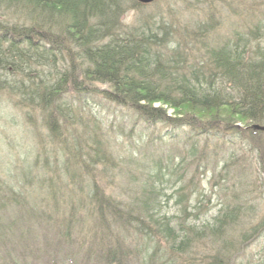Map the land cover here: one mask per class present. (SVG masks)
Here are the masks:
<instances>
[{
  "label": "trees",
  "instance_id": "obj_1",
  "mask_svg": "<svg viewBox=\"0 0 264 264\" xmlns=\"http://www.w3.org/2000/svg\"><path fill=\"white\" fill-rule=\"evenodd\" d=\"M5 1L23 22L10 25L7 20H0V97L19 109V124L29 133L21 141L24 155L33 141L43 150L45 166V173L40 174L34 166L20 163L22 176L15 175L16 180L24 183L28 177L40 176V187L54 188V181L47 178L50 156L57 164L61 162L63 169L64 154L71 152L80 164L89 165L86 176L77 174L73 181L84 198L67 207L70 210L65 226L51 217L49 209L40 211L30 205L26 195L15 190L14 183L0 180V241L4 246L0 245V264H18L16 249L12 252L14 247H8L6 240L13 237L9 230L25 217L33 218L34 224L21 229L15 240L20 238L24 247L20 253L30 259L29 255L37 253L42 243L50 244L51 239L48 242L46 236L50 229L61 230L64 226L63 234L69 237V227L72 230L73 225L83 221L81 209L94 229L90 225V232L84 234L78 230L76 237L90 234L97 248L91 246L93 253L86 257L81 254L84 243L77 240L73 250L66 252L65 264H130L127 255L140 253L141 246L150 249L152 244L166 253L152 260L153 264H244L237 253L247 247V239L264 226V220L259 226L251 223L247 230L243 229L239 240L225 228L232 230L235 223L243 225L244 203L220 208L219 215L208 222L198 223V212L186 208L167 215L161 208L160 184L165 172L173 169L171 162L165 160L164 164L161 157L149 155L155 159L146 165L134 158L133 152L117 153L112 124L93 120L85 108L99 98L126 107L146 122H155L166 117V108L191 105L209 109L220 105L264 125V48L258 40L264 28V0L261 10L255 9V0H246L248 5L245 0H164L163 4L156 0L148 6L134 1L130 8L139 11V15L130 24L119 19L115 23L114 15L126 10L118 8L117 0ZM224 7L232 15H244L243 21L233 24L226 33L220 31ZM24 9L30 12V25L24 23ZM59 16L66 24L57 21ZM254 43L255 56L247 57ZM153 102L166 108H154ZM75 107L82 112H75ZM70 116L76 121L67 120ZM170 120L173 121L164 122L187 123L206 132H241L234 126L211 122L202 125L191 121L188 115ZM257 132L252 129L248 134L253 137ZM119 138L120 135L117 142ZM36 155L37 162L38 151ZM66 159L67 165L72 157ZM262 159L264 164V155ZM107 160L117 175L126 168L139 170L135 179L140 180L130 182V188L121 192L124 197L105 193L95 181ZM5 164H1L0 173L8 171ZM260 183L264 193V183ZM55 189L52 194H56ZM176 199L180 202L179 197ZM66 203L64 196L57 202L56 212L62 218L67 213L59 207ZM30 231L38 236L34 245L25 236ZM129 232L134 233L133 237L140 236L135 249L129 244ZM197 245L202 247L201 252Z\"/></svg>",
  "mask_w": 264,
  "mask_h": 264
},
{
  "label": "rangeland",
  "instance_id": "obj_2",
  "mask_svg": "<svg viewBox=\"0 0 264 264\" xmlns=\"http://www.w3.org/2000/svg\"><path fill=\"white\" fill-rule=\"evenodd\" d=\"M170 1V0H168ZM247 1H252V0H247ZM246 2V5H248V2ZM118 2V8L119 9H125V12L121 15L120 12H117L114 16H115V23L118 22V19L120 21H122L123 24H130L134 21V17L135 15H139V11H133V9H131L130 7H133V2L134 0H117ZM173 2V0H172ZM263 0H255V9L257 10L259 8V10H261L263 7L261 6ZM160 3H164V0H161L159 2ZM138 8V7H137ZM237 11H240V8H237ZM243 12V11H242ZM221 13L224 15V19L221 20L222 22V27H221V32L226 33L227 31L230 32V28L233 27V24H237L240 21H243L244 15L241 13H239L238 15H232L230 10H228V8L224 7L221 10ZM260 14V12H258ZM259 14H257V16H259ZM121 15V17H120ZM196 15V14H194ZM25 17V21L24 23L26 25H30L32 23L31 18H30V12L26 9H24V15ZM49 17V16H48ZM120 17V18H119ZM59 20H61L62 22H64L66 24V21L64 18H61L60 16L58 17ZM258 18V17H257ZM37 19L42 20L41 17H38ZM0 20H7L8 22H6V24H21L23 21L20 18H17L16 15H14L12 13V7L8 8V3L5 0H0ZM59 26H63V25H59ZM58 27L57 26H54ZM262 35L259 36L258 40H259V45L261 46V48H264V28L261 29ZM250 49L247 51V57H249L250 55L255 56L254 52H255V43L249 47ZM106 86L104 87H100L99 90H103ZM6 98L0 97V170H2L1 168V164L2 163H6L5 167L8 168V171L5 173H0V180H3V183L6 184H12L14 183L15 185V190L17 192H20L24 195H26L27 191L31 188V186L34 183V180L31 177H28L26 179V181L23 182H18L16 180V177H21V169H20V159H21V155H22V150L25 147V145H19L18 143V139H17V135L19 132H21L22 130L18 127V123H16V121L18 122V118H19V114L20 112L18 111L19 109L17 108H13L12 104H9L8 102H6ZM161 106V107H160ZM152 107H158V108H166V106H162L160 105V103L158 102H153L152 103ZM76 109L75 112H82L80 109V107H75ZM113 109H111L112 111ZM167 110V115L165 118L158 120V122H163V121H169L172 122L173 120L170 119H179L181 117H183V115H188V118H191V121L202 124V125H206V122H211L214 124H220L222 126L228 125V126H234L236 127L239 131L241 132H236L237 134H242V136L250 143L249 145V149L252 148L255 151V154L253 153V151L250 149V153H251V160L249 161V167L242 173V175L239 177L240 180L238 179L239 183L244 184L243 182H246V180L248 181L247 184H245L246 188H251L252 184H254L255 189H256V193L260 196H262L261 198H258L255 195V205L257 204V207L255 209L256 214H258L257 217H254V221L255 224L261 220H264V193H262V189H261V183L260 180L263 181L264 183V173L261 172V169L264 167V164L262 163V155H264V133L258 131L257 134H255L253 137L249 136V131H252V125L256 124L251 122L250 120L246 119V118H242L240 116H238L237 114H235L234 112L231 111V109L227 106H211L209 109H202L200 107H195V106H191V105H181L179 108L176 109H171V108H166ZM191 110V111H190ZM85 112L87 113V109L85 108ZM110 114L112 112H109ZM107 113V114H109ZM183 113V114H181ZM106 114V115H107ZM22 118V117H20ZM95 118V116H94ZM93 118V120H94ZM67 120L69 121H76L75 118H73V116H70ZM76 126L78 127L79 125L76 124ZM23 127V124H22ZM80 127V126H79ZM113 127L118 131V133L121 135L122 137L121 140L123 139L122 143L117 142L116 145V152L118 153V151H124V150H132L135 149L136 151L140 152L138 155V158L140 157L141 160H143L146 165L148 164L149 160H146L149 157V153L152 151L151 146L147 145L146 147L139 141H136V137L137 134L136 133H128L126 130L121 131L119 129V127L117 125H113ZM160 128V129H159ZM110 129V128H109ZM112 129V127H111ZM110 129V130H111ZM115 129H112L113 131H116ZM157 130L159 129L161 134H162V130H164L163 126L160 125H155L152 127V130ZM232 130V129H231ZM237 131V130H236ZM115 135V133H114ZM28 136L27 132L23 133V139L26 140ZM223 136H218V137H208L206 139H203V136L198 137V140L200 142H202V144L206 143V148H207V152L211 153V149L214 148L215 143L218 141H222ZM169 142H174V140L169 141ZM233 142L235 143V147L237 145H240L242 140L238 137L233 138ZM48 146H52L50 145L48 142H45ZM168 143H166L164 140L163 141H156L155 146L159 147V148H164L165 146H167ZM172 146H175L174 144ZM153 148V146H152ZM147 152V153H146ZM143 153V154H142ZM153 153V152H151ZM166 154V152H165ZM27 157H30V161L34 164H32L35 167V171L40 173V174H44L45 173V166H43V161H35L34 156L33 155H27ZM54 156H50L48 157L49 159V163H48V171L49 173L47 178L49 180H54L56 179V161L53 160ZM68 157H70V155H68ZM134 157L136 158V156L134 155ZM219 158V154H210L208 155V159L209 160H215L218 161ZM174 159V158H173ZM87 160V159H86ZM175 161V159H174ZM19 164V165H18ZM73 164V163H72ZM67 164L66 169L61 171V174L63 175H70L71 173H73L75 170H78V168L73 164ZM87 164V163H86ZM81 166V165H80ZM241 168H243L242 166H240ZM191 169V168H190ZM183 171H185V167L184 166H178L174 176H170V175H165L164 179L161 182V189H162V196H161V208L163 211H168L169 213H167L168 215L172 214V212H176V206L172 205L173 202V198H172V193L174 191V189L178 188L180 185V179L182 174L184 173ZM238 171L233 170V175L237 176ZM16 175V177H15ZM122 175V177H121ZM120 175V181L122 182H126V175L125 174H121ZM137 173L136 171H132L130 173V177L131 179L133 177H136ZM208 175V174H207ZM170 176V179H169ZM199 177L202 180V184H201V189L203 190V193H205L207 196H210L208 191L210 189V185L211 183H209L208 178L204 177V174L200 171ZM246 178V180H245ZM221 179V178H220ZM70 180V178H69ZM180 183H179V182ZM71 182V180H70ZM211 182V181H210ZM231 184V183H230ZM121 185V184H120ZM122 186V185H121ZM103 189L105 191H107V186H104ZM217 189V188H216ZM52 190L53 189H48L46 190L43 194H35V195H30V203L33 202H38L40 199H44V205H52L53 203V195H52ZM217 192V191H216ZM260 192V193H258ZM109 194H111L112 196H116L114 193L109 192ZM62 195L65 198V202H67L66 204H64L63 206L68 209L67 207L70 205V203H72L74 200L78 201V200H82L84 198V194L83 192H80L78 190V185L77 184H73V185H69L66 189H64L62 191ZM221 195H223L225 197V199H228L229 196V191L222 193H216L213 196H210V200L208 203L209 207H215L218 201V198L221 197ZM27 196V195H26ZM254 196V195H253ZM194 202V201H193ZM190 206L192 207V204L190 203ZM211 212H215L213 210H211ZM7 216L8 214L5 213ZM27 220V221H25ZM29 224H34V219L28 220L27 217H25L22 220L21 224H16L15 226H18L19 228L16 227H12V229L9 230L10 234H13L12 239H15L17 234L19 233V231L21 229H25ZM85 226V228H84ZM82 227L85 229V231H89V227H90V222H85L82 223ZM27 234V233H26ZM163 244V243H162ZM16 245V244H15ZM165 247V250L167 251V246L166 244H163ZM29 247V246H28ZM196 248L199 249V251L201 252L202 247L200 245L195 246ZM238 247V246H237ZM264 248V237H262L261 239L258 240V244L257 245H250L247 249H246V254L248 256H252V254L255 252H259L260 250H262ZM16 258H17V262L18 264H23L24 262H26V258L25 255L20 253V249H19V245H16ZM47 249V248H46Z\"/></svg>",
  "mask_w": 264,
  "mask_h": 264
},
{
  "label": "bare ground",
  "instance_id": "obj_3",
  "mask_svg": "<svg viewBox=\"0 0 264 264\" xmlns=\"http://www.w3.org/2000/svg\"><path fill=\"white\" fill-rule=\"evenodd\" d=\"M153 134L152 133H147L145 136H144V141H143V143H148V140L150 139V137L152 136ZM184 172V174L186 173H189V172H187V171H183Z\"/></svg>",
  "mask_w": 264,
  "mask_h": 264
},
{
  "label": "water",
  "instance_id": "obj_4",
  "mask_svg": "<svg viewBox=\"0 0 264 264\" xmlns=\"http://www.w3.org/2000/svg\"><path fill=\"white\" fill-rule=\"evenodd\" d=\"M139 1L143 3H148L151 2L152 0H139ZM253 127L264 131V126L254 125Z\"/></svg>",
  "mask_w": 264,
  "mask_h": 264
}]
</instances>
